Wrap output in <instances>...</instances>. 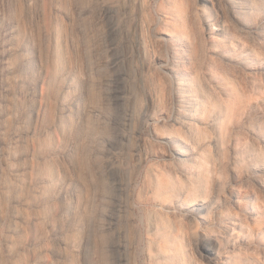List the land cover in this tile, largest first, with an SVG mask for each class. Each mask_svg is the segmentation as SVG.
<instances>
[{"label":"rangeland","instance_id":"1","mask_svg":"<svg viewBox=\"0 0 264 264\" xmlns=\"http://www.w3.org/2000/svg\"><path fill=\"white\" fill-rule=\"evenodd\" d=\"M239 248L264 263V0H0V264Z\"/></svg>","mask_w":264,"mask_h":264},{"label":"bare ground","instance_id":"2","mask_svg":"<svg viewBox=\"0 0 264 264\" xmlns=\"http://www.w3.org/2000/svg\"><path fill=\"white\" fill-rule=\"evenodd\" d=\"M185 54H188L189 52L188 51H184ZM170 60V59H169ZM179 60L177 58L173 59L171 62H167L166 66L169 70L175 72V73H180L181 69H183L184 65H180V62H178ZM178 75V74H177ZM188 119V118H187ZM176 153H177V158H181L179 156H184L182 157L183 160H186L188 161L189 158L185 157L186 156V152L185 150H182L181 148H177L176 150ZM176 156V155H175ZM235 230H233V233L231 232H225L222 236H221V247L223 248H227L228 244H230V242L235 238ZM244 249L242 248H239V250L237 251H228L229 253H227L225 255V257H219V258H215V264H240L239 261L236 262V259H241L242 261H244V257H242L243 255V251ZM247 254V256H250L249 254L250 253H247V251L245 252ZM254 260H256L255 262H257L258 258L256 259L255 257H253ZM259 264H264L261 260H258Z\"/></svg>","mask_w":264,"mask_h":264}]
</instances>
